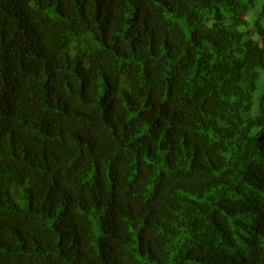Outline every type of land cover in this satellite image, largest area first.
Returning a JSON list of instances; mask_svg holds the SVG:
<instances>
[{"label":"trees","instance_id":"16d2710c","mask_svg":"<svg viewBox=\"0 0 264 264\" xmlns=\"http://www.w3.org/2000/svg\"><path fill=\"white\" fill-rule=\"evenodd\" d=\"M0 264H264V0H0Z\"/></svg>","mask_w":264,"mask_h":264},{"label":"rangeland","instance_id":"374dc122","mask_svg":"<svg viewBox=\"0 0 264 264\" xmlns=\"http://www.w3.org/2000/svg\"><path fill=\"white\" fill-rule=\"evenodd\" d=\"M260 3H261V2H260ZM257 8H259V6H258ZM262 89H263V84L260 85V87H259V89H258V91H257V93H256V95H255V99L258 98V96H259L260 93L262 92ZM255 106H256V105H255Z\"/></svg>","mask_w":264,"mask_h":264}]
</instances>
